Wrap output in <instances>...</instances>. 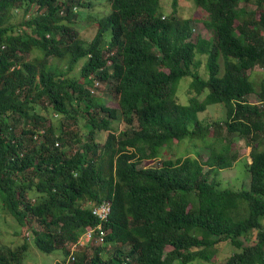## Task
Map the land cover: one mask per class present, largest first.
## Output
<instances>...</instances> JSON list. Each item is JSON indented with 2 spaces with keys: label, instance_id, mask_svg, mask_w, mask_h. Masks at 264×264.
Listing matches in <instances>:
<instances>
[{
  "label": "trees",
  "instance_id": "obj_1",
  "mask_svg": "<svg viewBox=\"0 0 264 264\" xmlns=\"http://www.w3.org/2000/svg\"><path fill=\"white\" fill-rule=\"evenodd\" d=\"M108 1L86 41L71 24L93 0H0L2 207L25 239L37 221L36 248L63 255L54 264L208 262L223 241L234 251L222 264H264V81L256 89L250 77L264 67V0H193L209 37L193 35L196 18L177 16L178 0L168 15L161 0ZM54 58L66 66H49ZM95 82L113 83L119 110L94 94ZM210 104H223L225 117L199 119ZM118 115L124 127L113 132ZM186 138L200 140L207 159H161ZM238 139L250 148L248 186L221 187ZM103 201L105 219L92 213ZM99 223L104 234L78 244ZM27 248L0 251V264H21Z\"/></svg>",
  "mask_w": 264,
  "mask_h": 264
},
{
  "label": "rangeland",
  "instance_id": "obj_2",
  "mask_svg": "<svg viewBox=\"0 0 264 264\" xmlns=\"http://www.w3.org/2000/svg\"><path fill=\"white\" fill-rule=\"evenodd\" d=\"M242 5H244V3H239L238 7ZM246 5L250 9L254 8L253 4ZM109 9L110 3L108 0H93L92 6L88 10L78 9L77 12L79 15L76 16L74 22L71 24L73 29L76 31L77 36L83 40L85 39L86 41H89L95 34L98 21L97 19L105 16L109 12ZM172 10V0H161V12L163 14L168 15ZM176 14L182 18H196L193 20V35L199 34L203 37H209L211 35L199 21L200 18L205 15L204 11L197 8L193 0H178ZM32 55H34V53L27 55V59L31 58ZM49 61V66L52 67V64L56 65L59 70L63 69L67 64V60L65 59L59 60L54 58L49 59ZM84 62L85 59H80L75 68L72 70L71 75L79 77L80 67ZM200 73L202 76H205V70L203 67L200 69ZM250 77L254 82L256 89H259L261 81H264V67L259 65L255 66L254 69L250 71ZM190 80V77H184L177 85V96L180 103H187L188 98L186 92L188 90ZM98 88L99 89L94 91V94L99 96L106 105L119 110L118 97L113 92V83L100 82ZM202 97L203 95L201 98ZM248 99L256 102L258 97L255 94H251ZM224 117L225 107L223 104H210L207 106L205 111L198 113L199 119L208 118L210 120H221ZM52 119L57 125H59V116H52ZM123 127L124 122L122 117L118 115V118L112 121V131L118 132ZM107 133V131L96 132V140L104 141ZM210 136L211 133L208 134V137ZM174 142L175 143H173V145L169 149H166V152L163 153L161 157L162 160L173 157L174 155L185 156L193 154L197 155L201 160H205L209 155V149H207L206 146L198 139L186 138L179 143L176 141ZM235 143V148L232 151L236 152L238 160L234 163L232 168L221 170L219 176H217L221 187L239 189L248 186L249 176L246 170V162L249 163L251 161L249 157L250 148L245 145L242 139H238ZM155 164H157V162L153 163V161H142L140 166ZM38 228L39 226L37 221L33 219L27 228L30 236L28 239H25L22 228H20L15 219L2 207L0 203V251H14L26 240L28 242V248L24 251L21 264H54L57 261H61L63 258L61 252L53 251L51 253H43L36 248L32 237V229ZM111 249L112 248H110V250ZM167 249H169V247ZM233 251L234 247L229 242H219L217 244L216 254L211 261L206 262L195 260L190 264H222ZM87 252H92V249L87 250Z\"/></svg>",
  "mask_w": 264,
  "mask_h": 264
},
{
  "label": "built area",
  "instance_id": "obj_3",
  "mask_svg": "<svg viewBox=\"0 0 264 264\" xmlns=\"http://www.w3.org/2000/svg\"><path fill=\"white\" fill-rule=\"evenodd\" d=\"M92 212L94 215H98L101 219H105L106 216L110 212L109 204L106 201H103V202H101V204L99 206L94 207ZM101 228H102V225H101V223H99L95 228L86 230L82 235H80L78 244L84 245L85 243L89 242V240L92 238V235H93L92 232L93 231H99V230H101ZM98 233H100L101 235L104 234L103 231H99ZM99 240H102V236L99 237ZM70 258L71 259L74 258L72 256V254H70ZM67 263H68V261L65 264H67Z\"/></svg>",
  "mask_w": 264,
  "mask_h": 264
},
{
  "label": "clouds",
  "instance_id": "obj_4",
  "mask_svg": "<svg viewBox=\"0 0 264 264\" xmlns=\"http://www.w3.org/2000/svg\"><path fill=\"white\" fill-rule=\"evenodd\" d=\"M111 63V61H108V64H110ZM96 87H98L99 85H100V82H95V84H94Z\"/></svg>",
  "mask_w": 264,
  "mask_h": 264
},
{
  "label": "bare ground",
  "instance_id": "obj_5",
  "mask_svg": "<svg viewBox=\"0 0 264 264\" xmlns=\"http://www.w3.org/2000/svg\"><path fill=\"white\" fill-rule=\"evenodd\" d=\"M97 204V203H96ZM90 206H91V204H90ZM93 213V212H92ZM97 216V215H96ZM99 217V216H98ZM108 217V216H107ZM79 242V241H78Z\"/></svg>",
  "mask_w": 264,
  "mask_h": 264
}]
</instances>
